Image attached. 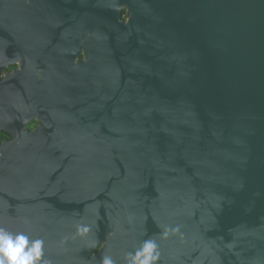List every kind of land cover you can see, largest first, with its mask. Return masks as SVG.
<instances>
[{
    "label": "water",
    "instance_id": "1",
    "mask_svg": "<svg viewBox=\"0 0 264 264\" xmlns=\"http://www.w3.org/2000/svg\"><path fill=\"white\" fill-rule=\"evenodd\" d=\"M88 33L103 99L49 71L44 88L50 43ZM12 65L0 227L51 264H127L150 238L156 264H264V0H0V74Z\"/></svg>",
    "mask_w": 264,
    "mask_h": 264
},
{
    "label": "flooded vegetation",
    "instance_id": "2",
    "mask_svg": "<svg viewBox=\"0 0 264 264\" xmlns=\"http://www.w3.org/2000/svg\"><path fill=\"white\" fill-rule=\"evenodd\" d=\"M82 35V37L79 35L62 37L64 40L61 37H56L50 43L47 56L40 61L41 66L37 71V80L39 82L43 81L44 88H47L48 82L46 83L43 73L44 71H49L55 75L54 78L58 79L57 81L60 79L59 84L63 81V86L69 87V93L75 95L76 99L82 100L85 103H95L103 99L101 86L93 80V71L97 68L98 64L97 56L95 55L98 51V42L96 40L93 41L94 34L88 33ZM17 68H19L18 65H15L9 71L5 68L0 74V80L3 76L13 72ZM80 72H87V74L78 86H73L68 80L77 78ZM53 88L55 87L53 86ZM57 89L59 88H55V93H60ZM51 93H54V89ZM45 94L46 92L43 91L38 92L39 96ZM38 125L39 122L33 120L25 127L28 130H33ZM8 134L12 137V134Z\"/></svg>",
    "mask_w": 264,
    "mask_h": 264
},
{
    "label": "clouds",
    "instance_id": "3",
    "mask_svg": "<svg viewBox=\"0 0 264 264\" xmlns=\"http://www.w3.org/2000/svg\"><path fill=\"white\" fill-rule=\"evenodd\" d=\"M91 231L90 226L77 224L76 235L86 237ZM171 232L179 231V228L164 230L166 237ZM90 246H95L93 241ZM44 241L42 239L30 240L23 232L12 233L0 227V264H51L44 257ZM127 264H156L160 260L159 246L155 239L143 241L135 253H128ZM101 264H115L109 255L102 257Z\"/></svg>",
    "mask_w": 264,
    "mask_h": 264
},
{
    "label": "trees",
    "instance_id": "4",
    "mask_svg": "<svg viewBox=\"0 0 264 264\" xmlns=\"http://www.w3.org/2000/svg\"><path fill=\"white\" fill-rule=\"evenodd\" d=\"M123 15H125V11L122 12ZM14 66L10 67V68H6L7 71L11 70L12 68H14ZM12 137L6 133L5 131L1 130L0 129V143L3 141V140H6V139H11Z\"/></svg>",
    "mask_w": 264,
    "mask_h": 264
}]
</instances>
